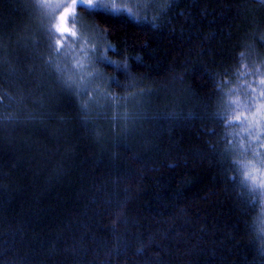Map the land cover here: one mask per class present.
I'll list each match as a JSON object with an SVG mask.
<instances>
[{
    "label": "trees",
    "instance_id": "1",
    "mask_svg": "<svg viewBox=\"0 0 264 264\" xmlns=\"http://www.w3.org/2000/svg\"><path fill=\"white\" fill-rule=\"evenodd\" d=\"M30 3L0 0V117H15L0 118V264H264L246 231L261 209L240 210L208 146H225L224 127L204 111L225 70L242 86L231 75L241 51L264 59V6L175 0L158 28L78 8L83 46L113 45L137 84L102 65L121 99L93 104L85 122L43 62Z\"/></svg>",
    "mask_w": 264,
    "mask_h": 264
},
{
    "label": "snow or ice",
    "instance_id": "2",
    "mask_svg": "<svg viewBox=\"0 0 264 264\" xmlns=\"http://www.w3.org/2000/svg\"><path fill=\"white\" fill-rule=\"evenodd\" d=\"M174 2L175 0H31L27 5L36 14L39 30L48 49L47 55L42 57L43 62L59 85L80 100L85 122L89 119L93 104L99 105L101 100L115 104L121 99L109 92L113 83L120 86L119 77L108 75L102 65L110 64L115 70L122 72L130 81V88L137 84L127 59L112 60L108 55L110 50L115 51L113 45H101L99 48L95 44L83 46L89 45L91 41L75 27L77 9L82 7L90 16H102L109 20L119 18L121 22L133 20L137 24L158 28L157 21L162 16H167ZM256 3L264 6V0H256ZM151 8H158L159 11L149 17L147 12ZM261 42L264 43V37H261ZM136 59L139 60L140 57ZM231 75L242 86L233 87V81L226 79L229 73L225 70L220 74V79H214L212 96L204 103L205 115L213 123L224 127L222 139L225 146L220 151H217V146L211 141L208 146L224 178L232 183L240 210L248 215V210H254L259 205L261 211L253 218L246 231L255 238L257 251L264 257V59H252L249 62V54L241 51L238 67ZM143 94L141 89L139 95ZM4 95L9 101L16 102L7 92ZM137 96L136 92H129V97L138 102ZM129 97H125V101ZM19 102H23V97ZM179 117L180 114L171 113L167 119ZM0 118L9 121L15 119L7 114ZM122 118L127 122L133 117L126 109ZM184 118L193 117L188 113ZM236 128L239 130L229 131ZM208 134L216 135L214 130Z\"/></svg>",
    "mask_w": 264,
    "mask_h": 264
}]
</instances>
